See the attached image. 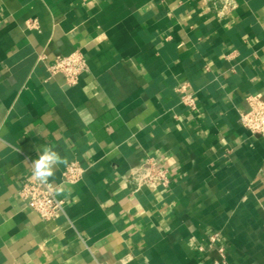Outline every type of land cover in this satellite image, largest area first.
<instances>
[{"label":"crops","instance_id":"0c3cea01","mask_svg":"<svg viewBox=\"0 0 264 264\" xmlns=\"http://www.w3.org/2000/svg\"><path fill=\"white\" fill-rule=\"evenodd\" d=\"M75 50L89 70L69 86L48 66ZM254 94L264 0H0V264H264V136L240 124ZM49 145L66 207L43 219L19 190ZM150 156L170 185L133 192Z\"/></svg>","mask_w":264,"mask_h":264},{"label":"built area","instance_id":"2783aa9c","mask_svg":"<svg viewBox=\"0 0 264 264\" xmlns=\"http://www.w3.org/2000/svg\"><path fill=\"white\" fill-rule=\"evenodd\" d=\"M223 6L232 4V0H221ZM221 10L218 14L220 15ZM89 70L88 61L83 52L75 50L66 55H58L53 64L48 66L50 74H62L66 83L71 86L78 82L81 74ZM181 101L189 108L196 109V100L193 93L185 86L179 88ZM248 107L240 113V124L252 133L264 136V100L261 94L247 97ZM84 168L76 160L68 162L62 173L64 183L76 184L82 179ZM128 182L133 192L142 188L156 190L159 187H168L171 182V174L168 168L159 164L155 157H147L130 170ZM19 195L24 202L43 219H53L64 213L66 201L59 198L56 185L41 184L32 177V173L22 182ZM219 232H211L209 241L211 246H216L221 256L224 255V247L217 246ZM202 249V248H201Z\"/></svg>","mask_w":264,"mask_h":264},{"label":"clouds","instance_id":"9594fccd","mask_svg":"<svg viewBox=\"0 0 264 264\" xmlns=\"http://www.w3.org/2000/svg\"><path fill=\"white\" fill-rule=\"evenodd\" d=\"M66 163L54 148V146H44L39 158L33 161L32 177L41 184H49L51 178L54 177L55 170Z\"/></svg>","mask_w":264,"mask_h":264}]
</instances>
